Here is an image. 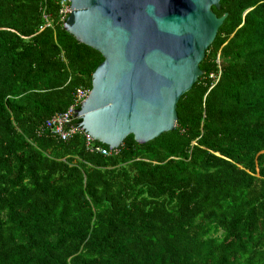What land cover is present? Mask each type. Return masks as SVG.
I'll list each match as a JSON object with an SVG mask.
<instances>
[{
	"label": "trees",
	"instance_id": "trees-1",
	"mask_svg": "<svg viewBox=\"0 0 264 264\" xmlns=\"http://www.w3.org/2000/svg\"><path fill=\"white\" fill-rule=\"evenodd\" d=\"M213 8L175 127L103 155L41 127L101 52L59 0H0V264H264V0Z\"/></svg>",
	"mask_w": 264,
	"mask_h": 264
},
{
	"label": "water",
	"instance_id": "water-1",
	"mask_svg": "<svg viewBox=\"0 0 264 264\" xmlns=\"http://www.w3.org/2000/svg\"><path fill=\"white\" fill-rule=\"evenodd\" d=\"M65 29L101 52L79 121L111 149L175 127L178 101L202 76V59L230 14L223 0H69Z\"/></svg>",
	"mask_w": 264,
	"mask_h": 264
},
{
	"label": "built area",
	"instance_id": "built-area-1",
	"mask_svg": "<svg viewBox=\"0 0 264 264\" xmlns=\"http://www.w3.org/2000/svg\"><path fill=\"white\" fill-rule=\"evenodd\" d=\"M59 5L61 19H65L70 12L69 0H59ZM211 77L216 78V75L214 76V74H211ZM89 91L90 88H77L74 92L73 103L66 110L57 112L46 119L41 127L48 129L51 134L63 140L70 138L77 132H82L85 135L86 146L90 151L107 155L108 151L104 147L94 144V139L83 129L81 122L76 121L79 118V109H77V106L81 105L88 96Z\"/></svg>",
	"mask_w": 264,
	"mask_h": 264
}]
</instances>
